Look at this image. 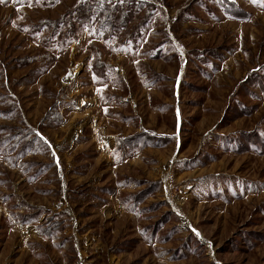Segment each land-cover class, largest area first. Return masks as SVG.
Segmentation results:
<instances>
[{"label":"rangeland","instance_id":"1","mask_svg":"<svg viewBox=\"0 0 264 264\" xmlns=\"http://www.w3.org/2000/svg\"><path fill=\"white\" fill-rule=\"evenodd\" d=\"M0 264H264V0L0 3Z\"/></svg>","mask_w":264,"mask_h":264},{"label":"snow or ice","instance_id":"2","mask_svg":"<svg viewBox=\"0 0 264 264\" xmlns=\"http://www.w3.org/2000/svg\"><path fill=\"white\" fill-rule=\"evenodd\" d=\"M4 2V0H0V3H3ZM120 2H123V0H120ZM256 2V0H253V3H255Z\"/></svg>","mask_w":264,"mask_h":264},{"label":"trees","instance_id":"3","mask_svg":"<svg viewBox=\"0 0 264 264\" xmlns=\"http://www.w3.org/2000/svg\"><path fill=\"white\" fill-rule=\"evenodd\" d=\"M106 25H108V22L106 23ZM110 25H114V23L111 21V22H110Z\"/></svg>","mask_w":264,"mask_h":264}]
</instances>
